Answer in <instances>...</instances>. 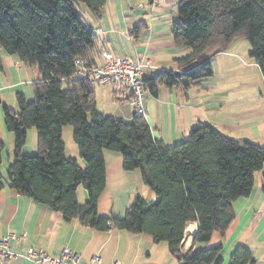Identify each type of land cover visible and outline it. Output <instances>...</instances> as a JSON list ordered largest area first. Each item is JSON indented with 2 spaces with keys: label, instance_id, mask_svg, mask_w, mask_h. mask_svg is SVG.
Wrapping results in <instances>:
<instances>
[{
  "label": "trees",
  "instance_id": "1",
  "mask_svg": "<svg viewBox=\"0 0 264 264\" xmlns=\"http://www.w3.org/2000/svg\"><path fill=\"white\" fill-rule=\"evenodd\" d=\"M106 0H0L1 51L36 66L32 101L16 96L17 110L4 107V126L14 135L13 161L7 169L10 187L18 194L98 232L122 230L147 234L164 242L180 264H221L222 246L193 254L181 253L189 223H196L193 244L209 242L214 232L225 236L234 219L232 203L252 191L261 172L264 195V147L238 142L207 124L193 127L185 141L166 147L154 137L144 116L130 122L97 111L93 81L73 79L74 59L92 61L96 35L84 11L101 15ZM141 25L130 32L138 38ZM175 43L190 53L176 60L180 74L159 71L143 75L147 89H187L210 79L209 59L239 38L250 43V56L264 80V0H180L172 25ZM72 127L81 168L65 156L63 128ZM36 130L37 151L22 154L27 131ZM118 153L125 171L139 170L155 195L137 197L121 218L100 217L98 200L105 188L103 151ZM3 143L0 142V164ZM83 186L87 201L77 200ZM4 181L0 175V190ZM229 264H255L252 253L238 246Z\"/></svg>",
  "mask_w": 264,
  "mask_h": 264
},
{
  "label": "crops",
  "instance_id": "2",
  "mask_svg": "<svg viewBox=\"0 0 264 264\" xmlns=\"http://www.w3.org/2000/svg\"><path fill=\"white\" fill-rule=\"evenodd\" d=\"M106 0L101 15L84 11V21L96 35L92 61L103 64V54L111 57H129L149 65L144 75L159 71H179L176 60L190 53L187 46L175 43L172 25L177 18L178 2L172 0ZM144 25L138 38L130 32ZM238 39L209 59L213 76L187 89L160 87L153 95L147 88L143 94L144 118L154 137L166 147L175 146L188 137L189 131L207 124L221 135L235 141H249L264 147V99L255 84H245L257 76V64L246 55L249 47ZM243 46L244 49L240 46ZM251 51V50H250ZM0 71V142L3 143L0 175L4 187L0 190V237L15 235L9 240V249L16 254L0 264H42L25 257L29 249L42 250L50 256L60 255L67 248L80 255V264H88L98 255L101 264H180L172 256L167 244L154 243L147 234L133 235L122 230L98 232L83 227L77 221L66 222L47 207L18 194L10 187L7 169L13 161L15 140L4 126V107L17 110L16 96L32 101V84L39 79L36 66H25L16 55L1 51ZM261 73V72H260ZM262 76V75H261ZM246 79V80H245ZM250 81V80H249ZM97 111L130 122L135 109L130 97H116L113 87L93 81ZM37 151L36 130L27 131L22 154ZM65 156L75 158L81 168L77 148ZM105 188L101 193L97 212L100 217L121 218L137 197L146 202L155 199L152 190L143 183L139 170L125 171L118 153L103 151ZM261 172L254 174L249 196L232 203L234 219L225 236L214 232L207 243L193 244L196 223H189L181 244V253H190L221 245V264H229L238 246L247 248L255 264H264V195L261 191ZM77 200L87 201L83 186L76 189Z\"/></svg>",
  "mask_w": 264,
  "mask_h": 264
},
{
  "label": "built area",
  "instance_id": "3",
  "mask_svg": "<svg viewBox=\"0 0 264 264\" xmlns=\"http://www.w3.org/2000/svg\"><path fill=\"white\" fill-rule=\"evenodd\" d=\"M102 58L103 64L100 66L89 65L88 61L82 58L74 59L73 79L89 78L99 85L113 87L116 97L128 95L135 113L144 116L142 99L147 85L143 82V75L149 65L129 57H111L109 54H103ZM15 238L13 234L0 237V260L16 256L9 249V240ZM25 257L42 264H80V255L67 248L62 249L58 256H50L42 250L29 249ZM88 264H101L100 256H94Z\"/></svg>",
  "mask_w": 264,
  "mask_h": 264
},
{
  "label": "rangeland",
  "instance_id": "4",
  "mask_svg": "<svg viewBox=\"0 0 264 264\" xmlns=\"http://www.w3.org/2000/svg\"><path fill=\"white\" fill-rule=\"evenodd\" d=\"M171 2L172 0L166 1L168 6H171ZM148 3H150V0L145 1L146 5ZM238 40L244 42L247 45V47H249V50L246 49V55L250 54L251 52L250 43L244 38H239ZM240 47L244 49L242 45ZM244 52H245V49H244ZM250 77L251 79H247V80L245 79L246 80L245 84H251V85L255 84L257 93L260 94L261 98L264 99V80H263V77L261 76L260 69L258 66H257V76H255L254 74H250ZM62 139L65 144V147L67 148V154L71 153L74 148H77V146L72 140V127L70 125H67L63 128Z\"/></svg>",
  "mask_w": 264,
  "mask_h": 264
},
{
  "label": "water",
  "instance_id": "5",
  "mask_svg": "<svg viewBox=\"0 0 264 264\" xmlns=\"http://www.w3.org/2000/svg\"><path fill=\"white\" fill-rule=\"evenodd\" d=\"M179 74H180V72H179V71H176V72H175V75H176V76H178Z\"/></svg>",
  "mask_w": 264,
  "mask_h": 264
}]
</instances>
